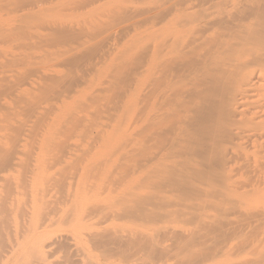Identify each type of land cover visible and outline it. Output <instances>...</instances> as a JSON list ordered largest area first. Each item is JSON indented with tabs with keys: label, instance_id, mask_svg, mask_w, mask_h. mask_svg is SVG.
Returning <instances> with one entry per match:
<instances>
[{
	"label": "bare ground",
	"instance_id": "1",
	"mask_svg": "<svg viewBox=\"0 0 264 264\" xmlns=\"http://www.w3.org/2000/svg\"><path fill=\"white\" fill-rule=\"evenodd\" d=\"M0 264H264V0H0Z\"/></svg>",
	"mask_w": 264,
	"mask_h": 264
}]
</instances>
